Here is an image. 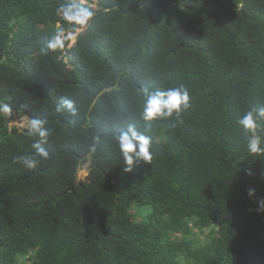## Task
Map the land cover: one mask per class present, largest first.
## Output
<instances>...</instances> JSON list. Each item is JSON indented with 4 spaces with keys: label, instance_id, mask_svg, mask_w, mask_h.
<instances>
[{
    "label": "trees",
    "instance_id": "obj_1",
    "mask_svg": "<svg viewBox=\"0 0 264 264\" xmlns=\"http://www.w3.org/2000/svg\"><path fill=\"white\" fill-rule=\"evenodd\" d=\"M67 2L0 0V105L50 129L44 160L0 111V264H264V153L237 123L264 104V0H80L86 26ZM179 84L189 108L125 171L114 134L146 129L140 90Z\"/></svg>",
    "mask_w": 264,
    "mask_h": 264
},
{
    "label": "clouds",
    "instance_id": "obj_2",
    "mask_svg": "<svg viewBox=\"0 0 264 264\" xmlns=\"http://www.w3.org/2000/svg\"><path fill=\"white\" fill-rule=\"evenodd\" d=\"M57 13L65 22L81 26L88 25L94 16L92 8L80 0H68L67 3L60 5ZM62 36L63 29L61 28L57 34L49 39L48 47L51 50L63 48ZM140 97L142 102L139 112L141 119L146 122V129L142 131L135 123H129L124 129L114 134L115 144L123 163L126 165L125 171H131L132 166L140 162L151 163L153 159L152 139L145 134L147 129L151 128L150 122L166 120L173 117L174 114L179 117L182 111L190 106L189 92L183 84L166 89L146 86L140 90ZM60 104L64 110L72 115L76 114L77 109L74 100L62 97ZM0 111L10 113L11 108L7 104H2ZM261 121H264V104L252 106L237 120L238 125L245 133L247 149L250 154L264 153V141L257 135ZM46 123V119L35 117L30 119L28 126L30 133L40 137L31 147L34 149L35 155L44 160L49 158L48 151L42 146L47 143L50 135V129L45 127ZM16 160L28 168H34L39 162L35 158L25 156H18ZM254 192V189H249L248 194L253 195Z\"/></svg>",
    "mask_w": 264,
    "mask_h": 264
},
{
    "label": "rangeland",
    "instance_id": "obj_3",
    "mask_svg": "<svg viewBox=\"0 0 264 264\" xmlns=\"http://www.w3.org/2000/svg\"><path fill=\"white\" fill-rule=\"evenodd\" d=\"M76 35L71 36L72 43L75 41ZM8 123L10 126H18L21 130L28 128L29 126V118L25 115H21L19 113H7ZM87 174L86 170H82L80 172L81 177H85Z\"/></svg>",
    "mask_w": 264,
    "mask_h": 264
}]
</instances>
